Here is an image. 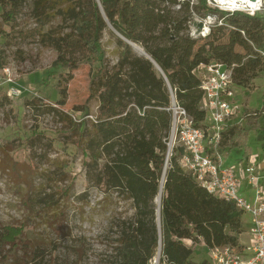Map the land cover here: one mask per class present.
I'll return each mask as SVG.
<instances>
[{
	"label": "trees",
	"instance_id": "16d2710c",
	"mask_svg": "<svg viewBox=\"0 0 264 264\" xmlns=\"http://www.w3.org/2000/svg\"><path fill=\"white\" fill-rule=\"evenodd\" d=\"M27 1L30 15L40 27L59 17L63 26L70 28L63 34L51 29L40 32V43L56 55L54 65L65 70L95 66L91 82L96 83V89L89 95L98 102L93 120L85 119L89 113L77 122L61 114L68 120V130L77 134L87 182L104 196L116 194L133 202L135 219L128 223L121 239L125 248L123 264H149L159 233L164 264H209L207 260L192 259L197 243L209 248L226 244L240 247L243 211L233 201L198 185L192 174L181 167L179 150L172 152L165 170L159 229L154 199L166 162L165 141L171 123L166 107L171 94L185 108L194 126H203L205 111L201 107L197 68L216 61L231 69L234 84L243 88L248 98L253 80L264 68L258 53L264 50V15L240 11L226 14L209 7L206 0H198L192 6L189 0H183L177 11L172 9L177 0H0V35L5 34L3 24L14 21ZM194 8L226 15L224 24L211 27L205 37L190 36ZM108 27L118 35L120 48L111 67L101 45ZM225 28L226 41L220 42L219 34ZM127 41L141 46L159 69L136 53ZM74 44L84 48V53L71 56ZM61 94L64 98V89ZM9 100L0 90V108ZM56 104H64V99ZM42 105L57 112L39 98L26 101L31 111L38 112ZM258 112L260 109L252 114L258 116ZM245 132L246 127L238 123L226 127L219 152L228 156L234 149L242 148L238 161L246 160ZM256 134L264 141V123ZM35 136L44 134L34 131L28 140ZM262 184L264 187V179ZM22 232V227L3 226L0 245L15 246ZM185 241H190V245Z\"/></svg>",
	"mask_w": 264,
	"mask_h": 264
},
{
	"label": "rangeland",
	"instance_id": "374dc122",
	"mask_svg": "<svg viewBox=\"0 0 264 264\" xmlns=\"http://www.w3.org/2000/svg\"><path fill=\"white\" fill-rule=\"evenodd\" d=\"M182 1L177 0L172 9L177 11ZM197 2L189 0L190 6ZM191 11L189 30L196 18L206 14L226 16L217 11L204 13L195 8ZM257 15L263 16L264 12ZM3 29L0 61L3 59L10 67L22 95L0 108V232L8 225L22 227L23 232L15 246L0 245V264H123L125 248L121 239L128 223L135 219L133 202L116 194L104 196L87 182L82 153L77 148V134L68 130V120L62 115L67 114L77 122L89 113L85 119L93 120L98 102L89 95L96 89V83L91 82L95 66L65 70L54 65L56 55L50 47L40 43V32L51 29L63 34L70 28L63 26L59 17L43 27L37 25L30 15V1L24 4L14 21L3 24ZM219 36V41L225 42L227 28ZM116 37L118 35L108 27L101 38L109 67L117 61L120 50ZM70 53L77 57L84 53V48L74 44ZM239 92L243 106L232 121L246 127L247 159H252L264 176V141L256 134V129L264 123V68L253 80L248 98L243 88ZM34 98L54 106L57 112L44 105L38 112L31 111L26 101ZM60 99H64V104L57 106ZM79 108L83 110H77ZM258 109L260 114L253 115ZM206 115L209 121L208 111ZM34 131L44 136L28 140ZM242 154L243 149L236 148L224 156L228 163H234ZM246 188L247 191L242 192L251 198L253 190L247 185ZM160 203L158 206L154 199L155 217L158 210L159 222ZM243 215L241 241L249 245L252 239L250 215ZM185 243L190 245V241ZM161 248L159 244L152 257L158 259L157 264H164ZM193 248L194 260L208 261L203 244L197 243Z\"/></svg>",
	"mask_w": 264,
	"mask_h": 264
},
{
	"label": "built area",
	"instance_id": "2783aa9c",
	"mask_svg": "<svg viewBox=\"0 0 264 264\" xmlns=\"http://www.w3.org/2000/svg\"><path fill=\"white\" fill-rule=\"evenodd\" d=\"M206 3L226 14L235 11L249 15L264 12V2L255 10H250L242 3L228 4L222 0H206ZM223 21L224 17L212 14L196 18L195 22H200L202 26L197 29L192 23L189 35L205 37L211 27L223 25ZM241 33L244 35L243 31ZM258 53L264 65V50H258ZM197 75L202 91L201 107L205 111L204 125L194 126L185 108L171 94L166 107L171 115L169 134L165 141L167 159L174 150H179L178 161L181 167L192 174L198 185L215 196L233 201L238 209L250 215L251 243L241 244L240 247L230 244L210 248L205 246L209 264H264V176L252 159L228 163L218 150L222 132L229 125L239 122L232 120L242 110L240 88L232 80L231 69L220 62L200 65ZM0 90L10 99L22 95V89L6 64L0 67ZM207 111L209 121L206 120ZM244 182L253 190L251 198L242 192Z\"/></svg>",
	"mask_w": 264,
	"mask_h": 264
},
{
	"label": "bare ground",
	"instance_id": "6f19581e",
	"mask_svg": "<svg viewBox=\"0 0 264 264\" xmlns=\"http://www.w3.org/2000/svg\"><path fill=\"white\" fill-rule=\"evenodd\" d=\"M224 3H228V4H237V3H242L245 4V6L249 7L250 10H255L257 9L258 5H261V3L264 2V0H222ZM133 49L136 53H138L139 55H143L142 54V50L141 47L138 46H133ZM163 182H164V177L161 178V182H160V187H159V192L155 198L156 203L159 206L160 203V199H161V195H162V187H163ZM160 209V208H158ZM159 220V211L157 210V217ZM160 223V222H159ZM161 241V240H160ZM161 244V242L158 243V245ZM157 258L154 257L151 260V264H157Z\"/></svg>",
	"mask_w": 264,
	"mask_h": 264
},
{
	"label": "water",
	"instance_id": "95a60500",
	"mask_svg": "<svg viewBox=\"0 0 264 264\" xmlns=\"http://www.w3.org/2000/svg\"><path fill=\"white\" fill-rule=\"evenodd\" d=\"M108 23V22H107ZM108 25L110 26V27H112L109 23H108ZM194 26L197 28V29H200L201 28V26H202V24L200 23V22H195L194 23ZM128 43H129V45L130 46H137L136 44H134V43H131V42H129V41H127ZM139 47V46H138ZM141 50H142V54H143V56H145L146 58H148L158 69H159V67L157 66V64L151 59V57L146 53V52H144V50L141 48ZM166 162H167V156H166ZM166 162H165V165H164V168H163V172H162V177H164V175H165V170H166ZM161 177V178H162ZM156 222H157V227H158V229H159V220L156 218ZM160 242V233H159V239H158V243Z\"/></svg>",
	"mask_w": 264,
	"mask_h": 264
},
{
	"label": "crops",
	"instance_id": "0c3cea01",
	"mask_svg": "<svg viewBox=\"0 0 264 264\" xmlns=\"http://www.w3.org/2000/svg\"><path fill=\"white\" fill-rule=\"evenodd\" d=\"M226 162H228V161H226ZM244 189L242 190V191H247L246 189V184H245V182L243 183V186H242ZM243 218H244V215H243V217H242V223H243ZM243 234H244V226H243V232L240 234V236H239V242L242 244L243 242L241 241V237L243 236ZM193 259V258H192ZM194 260V259H193ZM194 261H196V260H194ZM196 262H199V261H196Z\"/></svg>",
	"mask_w": 264,
	"mask_h": 264
}]
</instances>
